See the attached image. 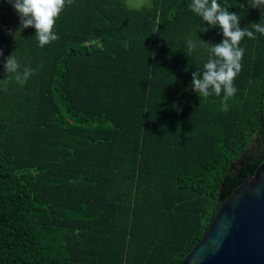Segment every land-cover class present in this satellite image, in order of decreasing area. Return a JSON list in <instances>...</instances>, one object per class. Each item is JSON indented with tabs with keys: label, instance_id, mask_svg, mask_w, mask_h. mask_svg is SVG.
<instances>
[{
	"label": "trees",
	"instance_id": "16d2710c",
	"mask_svg": "<svg viewBox=\"0 0 264 264\" xmlns=\"http://www.w3.org/2000/svg\"><path fill=\"white\" fill-rule=\"evenodd\" d=\"M218 2L241 29L261 22L248 0ZM190 3L73 0L57 41L3 52L0 69L15 51L35 74L0 80V264H181L264 162V35L241 41L220 111L223 93L190 88L208 52L185 41L223 35Z\"/></svg>",
	"mask_w": 264,
	"mask_h": 264
},
{
	"label": "clouds",
	"instance_id": "9594fccd",
	"mask_svg": "<svg viewBox=\"0 0 264 264\" xmlns=\"http://www.w3.org/2000/svg\"><path fill=\"white\" fill-rule=\"evenodd\" d=\"M5 2L13 7L20 21L15 31L9 30L8 34L16 40L24 29L34 28L38 46L43 48L60 38L55 31L56 20L65 7L73 3V0H5ZM248 6L262 9L261 22H252V30H249L247 26L241 29L239 16L221 7L218 0H191L189 4L191 12L211 28H219L223 35V40L219 43H206L199 38L185 41L186 54L189 57L197 48L206 49L208 52V59L203 68L192 73L190 88L200 98L220 96L223 93L220 102V111L223 112L229 110L228 101L237 92L234 80L241 71V61L244 56V49L239 46L241 41L245 37L256 39V33L264 35V0H248ZM199 31L207 33L209 28L200 25ZM151 55L154 56V54ZM0 57H3L2 49H0ZM3 70L21 87L35 74V69L21 66L15 51L6 58Z\"/></svg>",
	"mask_w": 264,
	"mask_h": 264
},
{
	"label": "water",
	"instance_id": "95a60500",
	"mask_svg": "<svg viewBox=\"0 0 264 264\" xmlns=\"http://www.w3.org/2000/svg\"><path fill=\"white\" fill-rule=\"evenodd\" d=\"M223 203L181 264H264V162Z\"/></svg>",
	"mask_w": 264,
	"mask_h": 264
},
{
	"label": "crops",
	"instance_id": "0c3cea01",
	"mask_svg": "<svg viewBox=\"0 0 264 264\" xmlns=\"http://www.w3.org/2000/svg\"><path fill=\"white\" fill-rule=\"evenodd\" d=\"M160 0H102V2L110 4H122L123 7L135 11H151L159 5ZM19 16L13 7L6 3L5 0H0V49L8 53L12 50L24 48L26 40L29 42L35 38V29L27 28L14 40L12 35H9V30L13 32L19 26ZM11 76L5 74L3 69H0V80H9Z\"/></svg>",
	"mask_w": 264,
	"mask_h": 264
}]
</instances>
